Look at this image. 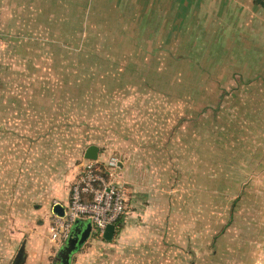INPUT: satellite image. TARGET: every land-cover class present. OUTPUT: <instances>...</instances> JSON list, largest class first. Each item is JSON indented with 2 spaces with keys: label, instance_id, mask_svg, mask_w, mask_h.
<instances>
[{
  "label": "rangeland",
  "instance_id": "1",
  "mask_svg": "<svg viewBox=\"0 0 264 264\" xmlns=\"http://www.w3.org/2000/svg\"><path fill=\"white\" fill-rule=\"evenodd\" d=\"M90 1L0 0V29L11 39L0 36V118L39 128L5 170L0 154V254L14 259L39 228L41 197L63 178L71 188L94 144L107 161L142 167L140 187L160 193L124 234L98 245L93 264H195L212 213L204 205L197 216V159L210 165L214 120L223 124L216 139L227 134L229 94L264 90V16L202 18L164 44L157 24ZM35 118L43 125L29 124ZM23 148L31 157L22 160ZM45 163L55 172L43 174ZM93 247L87 239L79 251Z\"/></svg>",
  "mask_w": 264,
  "mask_h": 264
},
{
  "label": "crops",
  "instance_id": "2",
  "mask_svg": "<svg viewBox=\"0 0 264 264\" xmlns=\"http://www.w3.org/2000/svg\"><path fill=\"white\" fill-rule=\"evenodd\" d=\"M92 2L95 5L105 6L109 14H132L134 23L140 25L151 23V28L152 25L157 24L158 28L157 26L154 28L163 32L164 44L175 40L191 23L202 18L225 20L233 15L264 16V7L253 0H91L90 3ZM84 7L86 11L85 4ZM260 24L264 27V17L261 18ZM2 30L3 32L0 29L2 38L10 43L11 39L9 41L3 28ZM262 46L264 48V35ZM238 91L241 90L229 94L232 100L228 103L227 134L221 132L216 139L215 126L221 125L223 128V124L221 120H217L218 124L216 120L213 121L210 165L203 166L197 154L199 156L196 167L197 216L203 217L198 211L204 213V205H211L212 213L210 225L205 231L209 242L205 247L197 246L195 264H264V90H244L242 97H237ZM18 105H20L18 110H22L24 105L20 103ZM26 122L18 118H0V149H2L0 154L3 155L1 159L5 162L2 167L4 170L13 164V159L20 158V155L19 157L13 155L18 156L17 151L24 142L39 138L37 134L34 135L39 128L30 133L22 129ZM28 122L34 126L43 125V121L38 118ZM216 144H218L217 149ZM86 148L78 168L87 160L84 158ZM99 150L101 149L98 147L96 160L102 165L108 157ZM23 156H29L27 148L22 149V160L25 159ZM122 157L126 156L122 155ZM132 163L126 159L118 160L115 181L127 191V209L115 225L112 239L124 234L129 224L138 221V218H141V211L149 208L151 200L160 193L151 194L149 189L140 187L138 181L142 167L137 172V167ZM49 165L45 163L44 166L48 171H44L43 174L55 172ZM66 168L67 179H70L71 174H74L70 171L74 170L69 171L68 166ZM66 183L67 180L63 178L58 189L41 197L39 228H32L26 232L20 244L25 253L23 264H55V254L62 244L50 239L49 224L54 206L52 202L56 200L62 207L67 206L69 202L70 187L69 183ZM170 201L171 199L168 200ZM203 234V228H199L197 241ZM89 239L95 247L76 252L71 258V264H93L91 256L97 251L95 249H100L98 245L106 240L93 230ZM53 255L54 258H51ZM12 262L10 251H3L0 254V264H12Z\"/></svg>",
  "mask_w": 264,
  "mask_h": 264
},
{
  "label": "built area",
  "instance_id": "3",
  "mask_svg": "<svg viewBox=\"0 0 264 264\" xmlns=\"http://www.w3.org/2000/svg\"><path fill=\"white\" fill-rule=\"evenodd\" d=\"M117 164L114 158L102 165L97 160H86L82 164L62 215L51 214L49 237L52 241L63 244L77 219L90 221L93 232L99 235L107 225H116L127 209V191L114 181Z\"/></svg>",
  "mask_w": 264,
  "mask_h": 264
},
{
  "label": "water",
  "instance_id": "4",
  "mask_svg": "<svg viewBox=\"0 0 264 264\" xmlns=\"http://www.w3.org/2000/svg\"><path fill=\"white\" fill-rule=\"evenodd\" d=\"M98 154V147L96 145H89L84 153V158L87 160H96ZM53 212L59 215L63 213V207L59 204L53 206ZM92 225L90 221L75 220L71 233L67 240L60 246L55 254V264H71L72 256L79 251L86 240L92 233ZM115 234V225L109 224L102 232V238L106 241L112 240ZM25 253L23 247H20L13 259L12 264H23Z\"/></svg>",
  "mask_w": 264,
  "mask_h": 264
},
{
  "label": "trees",
  "instance_id": "5",
  "mask_svg": "<svg viewBox=\"0 0 264 264\" xmlns=\"http://www.w3.org/2000/svg\"><path fill=\"white\" fill-rule=\"evenodd\" d=\"M253 1H254L255 3H258V4L262 5V7H264V0H253ZM0 36H1V34H0ZM1 38H2V36H1ZM122 216H123V215H122ZM122 216H121V217H122ZM121 217H120V218H121ZM120 218H119V220H120ZM119 220L117 221V223L119 222ZM117 223H116V224H117Z\"/></svg>",
  "mask_w": 264,
  "mask_h": 264
}]
</instances>
